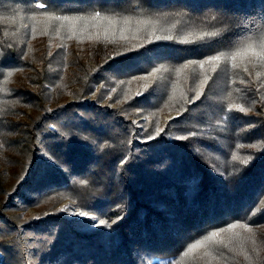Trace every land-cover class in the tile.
<instances>
[{"label": "trees", "instance_id": "obj_1", "mask_svg": "<svg viewBox=\"0 0 264 264\" xmlns=\"http://www.w3.org/2000/svg\"><path fill=\"white\" fill-rule=\"evenodd\" d=\"M40 2L0 0V264H264V71L230 59L264 0Z\"/></svg>", "mask_w": 264, "mask_h": 264}, {"label": "rangeland", "instance_id": "obj_2", "mask_svg": "<svg viewBox=\"0 0 264 264\" xmlns=\"http://www.w3.org/2000/svg\"><path fill=\"white\" fill-rule=\"evenodd\" d=\"M71 24H60L61 27L63 28H66V30H71V29H77V27H73V26H70ZM82 33L83 34V39H89V36H96L97 32H95V30H93L92 32H90V29H82ZM122 30V29H121ZM93 34V35H92ZM79 46H72L71 48L74 49V48H78ZM261 50H264V44L262 45H257V46H252V52H256V53H259ZM241 59L242 61L246 64V65H249V66H252V67H255V68H251V69H256L257 71H260V70H263L264 71V61L260 60L257 56L255 55H252L251 52H249L247 55H242L241 56ZM207 74H209L207 71H204L203 72V76H206ZM212 74V73H210ZM221 75H219V77H221L222 79V83L224 84H227L226 81H225V78L227 77L226 73L225 72H222L220 73ZM242 74L245 76V77H248L252 74V71L251 70H248V69H244L242 70ZM260 76V73H258V77ZM207 77V76H206ZM191 79H186L183 81V78L180 76V75H176L175 76V80L172 81L171 83L174 84L175 82V85L174 87H171V92L173 94H178V95H187V93H189L191 91V89L195 86L197 87L198 83L199 82V79H196L195 78V75L194 77H190ZM211 77H208V78H204L203 81L204 82H207ZM219 79V78H218ZM220 83V82H218ZM29 87V88H28ZM28 87H25V88H28L30 90H32L33 88L28 86ZM224 96V95H223ZM65 102H72V99L69 98L67 99ZM61 105V104H59ZM45 106L49 107L48 104H46ZM98 106L100 107H106L108 109H115L117 108L116 105H113V104H109V103H106V102H102L100 104H98ZM29 115V112L27 111L25 113V116L22 117L20 120L21 121H26V116ZM177 114H170V115H165L162 117V123H163V127H165L168 123L172 122V121H180L181 118H179ZM143 118H138L136 121H132L133 124H137V121H142ZM216 123V122H214ZM140 127V125L138 126ZM161 128V130H162ZM4 173H7L8 171L3 168L2 169ZM60 210L61 209H65L66 212H68V214L72 217V218H75V219H88V220H93L91 217L93 215H87L85 217H81L79 215V210H76L74 209L73 207H71L69 205L68 202H64L62 203L60 206H59ZM26 216H28L29 218H32L35 216V212L33 210H28L27 212H25ZM48 214V213H46ZM228 238H231V239H234L235 238V235L233 233H231V235H227ZM240 238H242L240 236ZM204 251V246L203 247H199L197 249H193V251L191 252H188V256L191 258L193 257H197L199 256L202 252Z\"/></svg>", "mask_w": 264, "mask_h": 264}, {"label": "snow or ice", "instance_id": "obj_3", "mask_svg": "<svg viewBox=\"0 0 264 264\" xmlns=\"http://www.w3.org/2000/svg\"><path fill=\"white\" fill-rule=\"evenodd\" d=\"M35 7H36L37 9L45 10V9L48 7L47 0H43V2L36 3V4H35ZM96 15L99 16V13H97ZM57 19H59V18L57 17ZM216 35H217V33H215V32H206V33H204V34L200 37V39L203 40L205 37H207V38H212V37H215ZM156 39H157V40H160L161 37L157 36ZM164 39L171 40L172 37L168 36V37H164ZM249 52H251L252 55L257 56L260 60L264 61V50H261L259 53L252 52V45H251V44H249V45L247 46V48L243 49L242 51H236V52H233L232 55H231V57H230V59L233 60V61H235V60L237 59V57L242 56V55H247ZM220 59H221V56H220V55H216V56L211 57L209 60H207V61H205V62H206V63H210V62L213 61V60H215V61H219ZM187 66H188V65H185V67H187ZM234 66H235V65H234ZM200 67H203V64H201ZM9 76H11V73H9ZM239 111H240V112H244L245 109H244L243 107H239ZM158 131H160V130H158ZM151 138H154V137H151ZM177 139H181V140H183V139H186V137H184V136H178ZM0 147H2V145H0ZM52 159H53V162H55V163H57V164L59 165L60 162H59L58 160H56L55 157H52ZM251 159H252L251 156L244 157V158H241L240 156L235 155V154L232 156V160H233V161H239V163H240V164H243V165H247ZM61 211H65V209H61ZM79 215H80L81 217H85V216L88 215V213L85 212V211H81V212H79ZM91 218H92L93 220L96 219L95 216H92ZM36 219H39V217H36ZM113 222H115V221H113ZM99 224H100V225H106V224H107V221L101 219V220L99 221ZM240 226L243 227V225H240ZM236 227H237L236 224H232V225H230V229H234V228H236ZM219 235H220L219 232H212L211 235L208 237V239L215 238V237H217V236H219ZM202 243H203V241L192 244V245L188 248V252L193 251V249H197V248H199V247L201 246Z\"/></svg>", "mask_w": 264, "mask_h": 264}]
</instances>
